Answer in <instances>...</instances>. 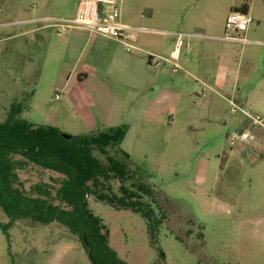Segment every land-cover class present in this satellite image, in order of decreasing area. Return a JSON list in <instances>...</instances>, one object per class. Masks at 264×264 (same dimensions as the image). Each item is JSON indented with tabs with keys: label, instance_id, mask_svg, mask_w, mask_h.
I'll return each instance as SVG.
<instances>
[{
	"label": "rangeland",
	"instance_id": "obj_1",
	"mask_svg": "<svg viewBox=\"0 0 264 264\" xmlns=\"http://www.w3.org/2000/svg\"><path fill=\"white\" fill-rule=\"evenodd\" d=\"M78 3L0 0V123L18 104L19 119L54 126L70 136L123 129V140L110 154L117 159L129 156L128 169L157 195L152 207L161 222L152 229L130 210L94 198L87 205L110 248L127 264H264V140L230 146L227 136L239 128L234 120L225 123L219 118L223 113L215 101L196 94L198 81L182 71L173 73V65L165 60L149 64L154 54L169 58L176 48L177 37L167 32L190 35L180 42L184 56L186 43L194 51L203 48L211 53L233 46L218 40L231 12L228 0H119L122 22L145 30L137 33V41L148 54L136 57L142 67L123 70L118 81L114 76L118 96L111 100L107 95L102 110L88 103L90 85L72 83L64 88L63 78L59 80L75 61L86 64L90 46L86 39L54 55L31 48L32 36L19 35L30 28L20 21L72 17ZM250 4L254 23L246 36L264 41V0ZM69 35L60 43L65 44ZM233 47L237 58L246 50ZM117 48L124 59L130 56ZM180 64L192 70L190 63ZM216 66L213 59L209 67ZM170 84L179 87L171 90ZM169 90L180 93V98L170 96ZM21 178L30 187L50 184L58 175L31 165ZM0 222H9L1 209ZM9 233L7 238L0 229V264H92L78 237L58 224L20 221Z\"/></svg>",
	"mask_w": 264,
	"mask_h": 264
},
{
	"label": "trees",
	"instance_id": "obj_2",
	"mask_svg": "<svg viewBox=\"0 0 264 264\" xmlns=\"http://www.w3.org/2000/svg\"><path fill=\"white\" fill-rule=\"evenodd\" d=\"M232 11L249 13L248 7L235 6ZM21 111L20 105L13 104L8 119L0 123V209L9 218L8 223L0 222V229L9 238L11 228L20 221L55 223L78 237L85 252H91L92 264H127L110 248L87 205L94 198L130 210L145 218L152 229L161 222L152 207L157 195L128 169L129 156L117 159L110 154L123 140V129L68 141L54 126L19 119ZM31 165L58 178L26 187L21 173Z\"/></svg>",
	"mask_w": 264,
	"mask_h": 264
},
{
	"label": "crops",
	"instance_id": "obj_3",
	"mask_svg": "<svg viewBox=\"0 0 264 264\" xmlns=\"http://www.w3.org/2000/svg\"><path fill=\"white\" fill-rule=\"evenodd\" d=\"M250 2L252 3V0H228L226 7L231 11L235 6L248 7V14L250 15ZM34 19L36 18L20 21L22 25L30 27L19 35L32 36L31 48L38 47V50L41 49L42 51L57 55L61 49H74L84 39L90 44L86 64L82 66L79 60L75 61L73 65H70L59 76V80L61 81L63 78L64 82L62 84H64V88L69 87L72 83L90 85L91 91L90 95H88V103L94 108L97 107L102 110L107 95L111 100H114L113 97L118 96L115 92L116 84L118 83L112 82L114 76L118 81V75L123 70L133 72L134 65H139V68L143 65L141 59L136 58L140 54H137V56L130 55L124 59L121 56L122 53L117 48V46H121L118 42L109 38L91 35L87 32L72 31L69 38L66 39L65 44H61L60 39L63 36L53 31L51 32V29H40L35 24L26 23ZM206 22H210V20L206 19ZM19 35L10 37L14 39ZM230 45L235 46L240 44L230 43ZM233 46L224 51L211 53L205 49L203 50V48L194 51L191 44L186 43L185 56L183 55V47L180 49L175 48L169 58L153 53L152 64L150 65L159 64L158 61L154 64L156 60H169V63L172 64V62H176L173 58H176V63L181 67L180 71L185 72L198 81L200 90H196V94L201 99L208 100L209 102L215 101L219 106L217 109L223 113L219 118L224 120L225 123L234 120V124H237L240 131L247 129L250 124L239 113V116L235 117L237 113L231 111L230 100H234L241 106L264 117V50L249 48L258 45H246V50L240 52L238 59L234 54ZM242 47L244 48V46ZM213 59L217 60L215 69L209 67ZM181 62H185L186 65L190 63L192 70L188 71L180 64ZM64 63L67 64L66 62ZM132 87L134 88V85ZM176 87H179V84L169 85L171 90ZM171 90H169V95L179 99L180 93H174ZM110 111L111 109L108 107L106 109V117L109 116ZM260 138L264 140L263 129L257 131L254 142Z\"/></svg>",
	"mask_w": 264,
	"mask_h": 264
},
{
	"label": "built area",
	"instance_id": "obj_4",
	"mask_svg": "<svg viewBox=\"0 0 264 264\" xmlns=\"http://www.w3.org/2000/svg\"><path fill=\"white\" fill-rule=\"evenodd\" d=\"M27 24H39L40 29H56L60 36L69 35L72 31H84L91 35H97L112 39L118 42L124 52L130 55L148 54V52L138 46L137 33L143 32L142 28L125 24L121 20L119 0H79L78 7L74 15L70 18L43 17L26 22ZM254 23V19L249 14L231 11L225 21L224 35L218 40L228 43H236L242 46L258 45L264 47L263 41H252L246 36L249 27ZM245 30L242 34L240 31ZM177 37L176 48H181V41L186 34L169 33ZM153 58V57H152ZM177 62L176 58H173ZM169 62V60H166ZM172 62L173 73L181 70L180 65ZM59 98V95L56 96ZM231 111L242 114L249 121V128L233 132L227 136L230 146L235 144L251 145L259 129L264 130V117L247 110L234 100H230Z\"/></svg>",
	"mask_w": 264,
	"mask_h": 264
},
{
	"label": "water",
	"instance_id": "obj_5",
	"mask_svg": "<svg viewBox=\"0 0 264 264\" xmlns=\"http://www.w3.org/2000/svg\"><path fill=\"white\" fill-rule=\"evenodd\" d=\"M149 64H152V56L150 57ZM62 136H63V138H64L65 140H68V141H74V140H77V139L80 138V136H70V135H67V134H62ZM83 240H84V243H85L90 249H92V246L89 244V242H88V240H87V238H86L85 236H84ZM88 254H89L90 258H92V257H91V252H89ZM91 260H92V259H91Z\"/></svg>",
	"mask_w": 264,
	"mask_h": 264
}]
</instances>
